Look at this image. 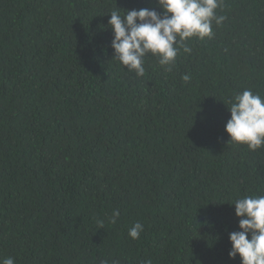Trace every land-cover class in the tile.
Listing matches in <instances>:
<instances>
[{
    "label": "trees",
    "instance_id": "16d2710c",
    "mask_svg": "<svg viewBox=\"0 0 264 264\" xmlns=\"http://www.w3.org/2000/svg\"><path fill=\"white\" fill-rule=\"evenodd\" d=\"M117 8L160 11L156 0H0V258L240 264L230 203L264 195V148L228 143L225 103L264 96V0H223L211 39L188 40L171 71L145 57L143 77L113 58Z\"/></svg>",
    "mask_w": 264,
    "mask_h": 264
},
{
    "label": "clouds",
    "instance_id": "9594fccd",
    "mask_svg": "<svg viewBox=\"0 0 264 264\" xmlns=\"http://www.w3.org/2000/svg\"><path fill=\"white\" fill-rule=\"evenodd\" d=\"M156 4L160 11L141 8L121 13L117 8L108 13V26L113 32V58L137 77L145 75L148 56L155 57L166 72L171 71L181 50L191 52L188 40L211 39L213 23L220 26L225 20L216 11L223 7V0H156ZM181 79L188 82L190 76L184 74ZM225 104L230 112L225 124L228 143L246 145L250 151L264 148V96L244 89L235 92ZM230 204L235 206L239 230L228 233L229 258L239 256L240 264H264V195H245ZM119 215V210H114L108 222L115 224ZM97 223L99 228L104 227L103 220ZM143 230L144 225L137 221L129 228L128 236L137 240ZM0 264H15V259L0 258ZM101 264L109 261L102 260ZM112 264L119 261L113 260ZM143 264H152V261L149 259Z\"/></svg>",
    "mask_w": 264,
    "mask_h": 264
}]
</instances>
